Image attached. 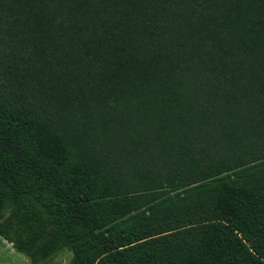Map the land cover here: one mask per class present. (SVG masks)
<instances>
[{
    "label": "trees",
    "instance_id": "trees-1",
    "mask_svg": "<svg viewBox=\"0 0 264 264\" xmlns=\"http://www.w3.org/2000/svg\"><path fill=\"white\" fill-rule=\"evenodd\" d=\"M0 236L264 264V0H0Z\"/></svg>",
    "mask_w": 264,
    "mask_h": 264
},
{
    "label": "rangeland",
    "instance_id": "rangeland-1",
    "mask_svg": "<svg viewBox=\"0 0 264 264\" xmlns=\"http://www.w3.org/2000/svg\"><path fill=\"white\" fill-rule=\"evenodd\" d=\"M18 255V254H15ZM14 254H9L8 251H3V262L4 264H7L6 260L12 261L13 264H30L29 260L23 255L20 254V256H15ZM70 257V253L68 251H64L59 253L56 257H54L52 260L46 262V264H67L68 259ZM2 262V261H1Z\"/></svg>",
    "mask_w": 264,
    "mask_h": 264
},
{
    "label": "crops",
    "instance_id": "crops-1",
    "mask_svg": "<svg viewBox=\"0 0 264 264\" xmlns=\"http://www.w3.org/2000/svg\"><path fill=\"white\" fill-rule=\"evenodd\" d=\"M8 251L9 254H18V255H15V256H20L19 255V252H17L11 245V243H9L8 241H6L5 239H3L1 236H0V264H4V260H3V251ZM21 254V253H20ZM2 261V262H1ZM7 264H13L12 261H9V260H6ZM30 262V261H29ZM32 264V263H30Z\"/></svg>",
    "mask_w": 264,
    "mask_h": 264
}]
</instances>
